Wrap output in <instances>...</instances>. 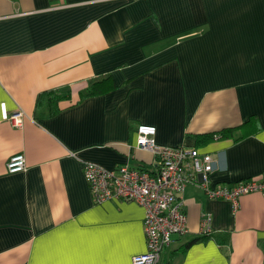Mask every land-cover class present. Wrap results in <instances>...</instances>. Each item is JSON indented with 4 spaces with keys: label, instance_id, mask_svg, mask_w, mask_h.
<instances>
[{
    "label": "crops",
    "instance_id": "crops-1",
    "mask_svg": "<svg viewBox=\"0 0 264 264\" xmlns=\"http://www.w3.org/2000/svg\"><path fill=\"white\" fill-rule=\"evenodd\" d=\"M142 124L210 152L213 186L264 174V0H0V264H134L144 206L96 202L84 165L155 169ZM183 199L189 231L160 264H264L262 192Z\"/></svg>",
    "mask_w": 264,
    "mask_h": 264
},
{
    "label": "built area",
    "instance_id": "built-area-1",
    "mask_svg": "<svg viewBox=\"0 0 264 264\" xmlns=\"http://www.w3.org/2000/svg\"><path fill=\"white\" fill-rule=\"evenodd\" d=\"M25 113L11 116L15 126H22ZM156 127L142 124L137 128V147L156 154V167L148 170L129 163L106 169L93 162H85L84 174L96 202L106 200L135 201L144 206L148 249L133 257L134 264H160L163 252L172 244L173 235L189 231L188 215L183 194L188 185L201 187L210 198L231 200L236 208L242 195L250 192L264 194V174L236 183L211 185L215 159L210 152L196 146L163 145L156 140ZM216 137L219 135L216 134ZM26 167L23 154L11 156L10 172ZM212 215L203 216V233L210 234Z\"/></svg>",
    "mask_w": 264,
    "mask_h": 264
},
{
    "label": "trees",
    "instance_id": "trees-1",
    "mask_svg": "<svg viewBox=\"0 0 264 264\" xmlns=\"http://www.w3.org/2000/svg\"><path fill=\"white\" fill-rule=\"evenodd\" d=\"M110 80H111V77L109 76V77H106V79H103V80H101L99 82H95L83 94L85 96H91V95H94V94H98V93H102V92L108 91L112 87L111 83H110ZM53 98H55V96ZM39 101L41 102V99ZM38 104H39V102H38Z\"/></svg>",
    "mask_w": 264,
    "mask_h": 264
},
{
    "label": "rangeland",
    "instance_id": "rangeland-1",
    "mask_svg": "<svg viewBox=\"0 0 264 264\" xmlns=\"http://www.w3.org/2000/svg\"><path fill=\"white\" fill-rule=\"evenodd\" d=\"M155 163H156V161H155ZM125 164V163H124ZM130 164V163H129ZM121 165V164H120ZM118 167V166H117ZM155 167H156V165H155ZM186 191V190H185ZM185 193V192H184ZM184 195V194H183Z\"/></svg>",
    "mask_w": 264,
    "mask_h": 264
}]
</instances>
